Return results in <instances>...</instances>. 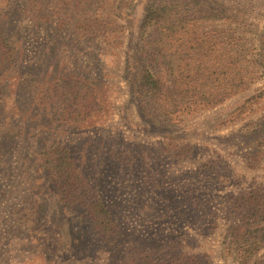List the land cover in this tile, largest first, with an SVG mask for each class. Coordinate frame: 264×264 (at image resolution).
Wrapping results in <instances>:
<instances>
[{
  "label": "rangeland",
  "instance_id": "rangeland-1",
  "mask_svg": "<svg viewBox=\"0 0 264 264\" xmlns=\"http://www.w3.org/2000/svg\"><path fill=\"white\" fill-rule=\"evenodd\" d=\"M184 1L180 33L205 40L199 48L226 72L218 95L228 91L229 53L247 86L210 109L190 94L191 106L165 121L143 101L140 78L158 66L142 53L151 0H94L79 10L0 0L20 62L0 74V264L240 263L237 229L257 219L241 201L255 197L264 209V0ZM50 79L57 85L45 91ZM56 148L73 157L85 197L99 196L111 212L110 234L56 195L43 167ZM260 246L248 264H264V239Z\"/></svg>",
  "mask_w": 264,
  "mask_h": 264
},
{
  "label": "trees",
  "instance_id": "trees-1",
  "mask_svg": "<svg viewBox=\"0 0 264 264\" xmlns=\"http://www.w3.org/2000/svg\"><path fill=\"white\" fill-rule=\"evenodd\" d=\"M31 2L40 8L41 0ZM61 3L69 7L75 3L74 9L79 10L86 3L93 4L94 0H62ZM192 4L199 3L194 1ZM189 6L190 3L184 0H151L144 19L143 28H151L152 33L143 41L142 53L157 61L158 66L152 70L145 68L141 71V84L145 94L143 101H146L147 106H152L157 116L165 121L170 120L171 115L184 106H191L193 101L189 100L190 94H201L194 104L202 109H210L223 104L226 99L237 95L247 86L240 59L236 54L229 53L230 59L226 63L229 77L225 81L228 91L225 96L218 95L220 92L218 87L223 83L220 76H225V70L221 68L222 66L215 65L218 60L216 57L210 59L209 49L199 48L205 40L198 42L196 33H180L189 22V12L186 10ZM5 29L0 22V74L20 69L17 33H5ZM104 33H108L107 30ZM185 36L187 44L182 40ZM183 59L185 66L181 65ZM56 85V80L50 79L42 87L46 91L53 90ZM43 101L47 105V101L45 99ZM10 133H12L10 130H5L2 135ZM43 167L48 171L50 184L61 202L70 206H81L98 233L110 234L114 231L112 214L100 197L97 195L85 197V182L73 157L65 148H56L47 154ZM249 199L256 201L250 203ZM241 202L239 207H252L249 216L252 219L257 218L253 222L252 230L247 229V225L237 229L243 233L241 239L246 244L239 264H248L260 250L261 240L264 239L262 238L264 223H257L264 220V209L255 197H247Z\"/></svg>",
  "mask_w": 264,
  "mask_h": 264
}]
</instances>
